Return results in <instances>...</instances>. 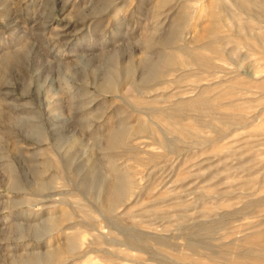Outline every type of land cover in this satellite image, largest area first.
Returning a JSON list of instances; mask_svg holds the SVG:
<instances>
[{"label":"rangeland","instance_id":"rangeland-1","mask_svg":"<svg viewBox=\"0 0 264 264\" xmlns=\"http://www.w3.org/2000/svg\"><path fill=\"white\" fill-rule=\"evenodd\" d=\"M158 1L0 0V264H38L29 255L50 252L77 231L85 239L81 255L65 257L64 264H204L201 261L208 259L197 253L206 244L209 250L202 252L226 255L215 264H234L233 252L240 249L260 253L240 239L247 232L264 229V83L256 84L264 79V54L249 56L240 45L231 53V61H216L215 78L210 73H193L158 87L152 95L138 97L142 101L136 104L138 95L124 78V67L134 64L141 80V59L156 57L157 49L164 50L153 47L144 52L147 32H168L185 2L192 14L191 32L185 34L190 38L209 25L203 9L217 0H174L164 8L158 7ZM218 1L241 20L248 19L232 0ZM260 4L264 6V2ZM249 23L262 30L258 19L249 18ZM228 28H221L220 34H233ZM116 70L121 75L119 89L111 92L103 84L107 74ZM181 73L176 71L167 78ZM231 79L240 84L232 83L235 93L226 101L234 100L236 107H226L233 118L224 128L219 111L187 109L182 111L181 121L195 129L183 139L166 129L163 119L146 114L147 106H167L179 96H196V87L207 88L206 94L213 96L230 85ZM154 120L162 128L156 129L159 136L178 138L181 154L168 153L156 138L135 131L128 134L126 147L106 146L109 130L120 131L138 121L157 128ZM118 173L131 180L134 192L115 211L121 219L105 220L87 206L89 193ZM40 174L49 183L38 191L33 183ZM12 181L22 188L15 189ZM59 192L62 194L57 195ZM61 196L64 211L83 227L71 230L64 224L60 231L46 230L50 216L63 215L54 210L60 205L54 200ZM27 197L32 203L26 202ZM180 199L187 206H174ZM75 205H83L84 212L92 211L91 222L106 224L105 231L111 233L106 237L92 229L72 209ZM182 214L186 217L180 218ZM202 219L217 220L216 230L201 238L199 251L183 248L192 224ZM131 233L147 236L142 238L141 250L119 246L123 236ZM159 235L166 236L168 248L158 247L155 239ZM237 243L240 248L236 250L232 247ZM86 251L90 253L82 255ZM179 253L189 258L175 256ZM119 255L128 259L120 261Z\"/></svg>","mask_w":264,"mask_h":264},{"label":"bare ground","instance_id":"bare-ground-1","mask_svg":"<svg viewBox=\"0 0 264 264\" xmlns=\"http://www.w3.org/2000/svg\"><path fill=\"white\" fill-rule=\"evenodd\" d=\"M172 1L174 0H159L158 7L164 8L170 5ZM232 1L234 7H236L238 10L243 11L244 13L245 12L247 13L248 19L244 21L241 20L238 16L239 14L230 12L225 4H222V2H219L217 0L214 2L213 6L206 5V7L203 9L206 12L204 17L208 18L210 21L209 25L207 27L204 26L205 28L202 31L200 30L199 33H195V34L192 33L190 38H186L185 34L187 32H191L190 19L192 18V14L189 10L187 11L186 4L185 2H183L181 3L180 9L175 13L171 21V28L168 30V32L161 33L159 32L158 29H154V31L152 30L147 32L148 34L146 35V37H144L145 40H143L144 52L150 51L151 48L153 47H160V48L163 47L164 50L157 49L156 52L158 53L156 57L146 56L141 59V64L144 67L141 73L143 75L141 76V80L140 79L138 80V78L135 75L136 68L134 64H129L126 67H124L125 69L124 78L133 87L134 91L137 93L136 95H138L134 99V101L137 102L136 104H139L142 101V100H137L138 97L139 99L142 98V96L144 98L145 96H148L152 92L156 91L158 87L161 88L160 86L162 85H167L169 83L181 81L182 79H185L186 77H188L193 73L199 75L202 73H210L211 76L215 78L217 76V72H215V70L217 67H219L216 61L217 60L231 61L233 59V54L231 55V53L236 52L239 49L240 45L244 46L246 50H248L247 54H249V56L256 52H261L264 54V40L262 39V36H264V11H263L264 6L263 4H260V2H264V0H232ZM225 12L229 13L227 17H224L223 15V13ZM200 18L201 15H199V19ZM249 18L258 19L262 25L261 27L262 30L258 31L257 29H255V27L251 26L249 23ZM228 20H230V24L228 23ZM195 24L199 25L200 23L199 21H197V23ZM195 26H194V30H196ZM225 26L229 27L230 30H233L234 31L233 34H227V35L220 34L221 28H224ZM229 43H231L230 50L228 48ZM191 44H193V46H191ZM247 54L246 56H248ZM195 69L197 71H195ZM179 70H182V73L180 75H175L173 78H167L168 75H173L176 71ZM114 71H112L113 72L112 74L108 73L109 75L107 74L106 79L104 77L105 82L103 84V87L111 92H115L119 89V78H121L119 71L118 72L117 70L116 72ZM188 72H190V74ZM239 81L240 80L238 79H233V80L231 79L230 85H228L223 89L217 90L213 96L206 94V92L209 91L207 88H203L201 86L196 87L198 88V92L196 96H192V97L179 96L178 100L173 101V104L171 105L169 104L167 106H160V105H152L150 107L147 106L145 108L147 110L146 114L147 115L151 114L157 118L163 119L167 124L166 129H169L170 132L179 134L180 136L183 137V139L189 134L190 132L189 130L195 129L193 126L190 125V123L188 122L185 123L181 121L182 119L181 113L182 111L187 109L202 111L204 108L206 109L212 108L216 111H219L221 113L220 118H222L220 123L222 128H224L227 126L229 122L228 120L233 118V114L230 112V110L235 109L236 107L234 100H230V101H226V100L234 96L235 92L234 90H232V87L235 84L236 85L240 84ZM263 83H264V79L256 84L258 86H262ZM247 88L248 86L244 87V89ZM160 96L163 97V99L166 100L169 99L165 97V94H161ZM163 99L161 98L160 100ZM226 107H229L231 109L228 110L226 109ZM153 122L155 123L157 128L152 126L151 125L152 123L150 124L144 121H138L136 125L126 128V129H130L128 132L126 131L125 128H123L126 131L124 132V130L121 129L120 126H119L120 131L115 130V128L114 130L112 129L113 131L109 130L110 133H108L106 138V144H107L106 146H108L110 149L121 148L125 146L127 144L126 141L128 134L135 131L136 133L137 132L143 133L142 135L146 133L144 136H148V137L153 136L154 138L157 139L155 142H157L159 146L161 145L163 148H165V150L168 153L181 154V150H179V146L177 143L178 138L172 136L167 137L163 135L159 136L158 135L159 130L156 129H162V128L159 125H157L158 124L157 121L154 120ZM187 138L189 137L187 136ZM45 163H47V161ZM48 165H50V163ZM115 166H117V164H115ZM115 166L114 168L115 170H117L118 166L117 167ZM118 174L114 179L103 181L101 184L97 186V189L95 191L91 192L90 190L89 193L91 195V199L88 201L89 204L87 206L93 209L94 212L101 213L104 217L103 219L105 220L107 218H112V217H114V219L115 218L121 219V216L116 214L115 211H117L116 209H118L117 207L119 205L125 204L127 200L130 199L132 193L134 192L133 189L134 184L131 183V180L129 178H128L129 180L124 179L120 174L119 175ZM42 176L41 174L40 176H37L35 182L33 183L34 185L32 184L34 188L38 191L44 190L46 189V187H48L47 185L49 182L47 181L48 182L47 183L46 181H44ZM182 178L184 179L185 177ZM14 184H16V182ZM90 184L92 185V183ZM14 188L21 189L22 187H19L16 184ZM61 194L62 192L57 193V195H61ZM173 196L175 197L176 193ZM177 196L183 198L182 193L181 194L177 193ZM29 198L30 197L24 199L26 200V202L32 203L31 199ZM64 200L65 199L63 196H61L60 198H56L54 200L58 202V204H60V205H56L54 210L62 211L63 215L57 217L50 216L46 224L47 227H45L47 228L46 230L60 231L64 227V224H67L68 226L67 229H71V230L76 228L78 229L79 226L81 227L84 226L81 222L74 220L73 217L66 210L64 211V206L62 205ZM176 200L179 199L176 198ZM178 203L179 204L175 203L176 205L174 206H179V207L187 206L185 199L183 201H181L180 199V202ZM84 206H86V204ZM215 206L218 208L217 205ZM213 208L207 209V211L210 212V210H213ZM72 209L79 211L83 215L84 219H87L88 222L87 225L91 226L92 229L94 228L99 230L103 236L107 237L106 233H111V231L110 232L105 231L104 226L106 224L102 225L103 223H99V222L92 223L91 216H93L92 215L93 213L92 211L88 213L87 211L84 212L85 210L83 205H75L72 207ZM184 217H186L184 214L180 216V218H184ZM217 223H218L217 220H210V221L209 220L204 221L203 219L196 220L192 224V229H190L189 239L187 238L188 240L186 242L187 247L184 246L183 248L187 249L189 247L188 250L190 251L192 250V252L199 251L198 249L203 247L202 246L203 242L201 238H203L204 235L206 237V235L210 233H214L213 231H215L216 227L218 226ZM188 226L190 227V225ZM77 233L67 236V241L63 244L56 246L54 250L47 253L45 252L33 253V254L30 253L31 255H29V258L36 261L38 264H64L65 257L66 259L68 258L74 259L75 257L81 255V246L85 243L84 242L85 239L83 240L81 233L78 231ZM247 233L248 235L245 236L244 238H241L240 240H244V242L251 243L252 245H254L257 251H260V253L253 254V252L249 251V248H247L246 251L241 249L238 251H234L232 256V259L234 260V264H264V229L263 230L261 229L256 232L254 231L253 233L250 232L251 234H249V232ZM144 236L145 234L143 233L126 234L119 242V246L120 247L126 246L128 250H135V251L141 250L142 238L145 239V237H147ZM95 237L97 238V236ZM105 239L107 240V238ZM166 240H167L166 236L159 235V237H156L155 242L158 245V247L165 248L168 246ZM208 246L210 247V245ZM209 247L207 248V244H206V248L204 249L202 248L201 250L202 251L206 249L209 250ZM232 248L239 249L240 246L237 243ZM201 250L197 253V256L203 257L205 255V257L208 260L204 261L201 258L198 257L196 258H198L199 261L202 260L201 262H203L204 264H215L214 262H217L219 258L222 259L226 257V255H222V253L219 254L218 251L212 252L210 250L209 253H207V251L202 252ZM123 251L125 250H121V251L118 250V252L124 253ZM88 253L90 252L86 251L85 254L82 255H87ZM175 256L178 257L180 256L182 260L189 258L188 255L180 254V253L175 254ZM118 258L120 261H124L128 259L126 258V256L122 257L121 255H119ZM182 264H188V263L183 262Z\"/></svg>","mask_w":264,"mask_h":264}]
</instances>
